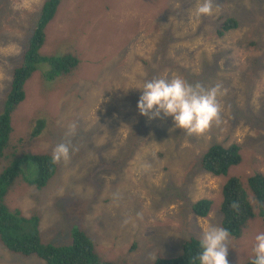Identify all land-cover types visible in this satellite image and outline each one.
I'll list each match as a JSON object with an SVG mask.
<instances>
[{
    "label": "rangeland",
    "instance_id": "obj_1",
    "mask_svg": "<svg viewBox=\"0 0 264 264\" xmlns=\"http://www.w3.org/2000/svg\"><path fill=\"white\" fill-rule=\"evenodd\" d=\"M45 0H0V112L12 73L23 58ZM196 0H62L46 28L44 55L74 53L79 65L49 81L35 71L12 114L10 144L0 171L26 153L68 144L70 158L39 189L18 178L6 197L11 209L40 216L43 240L72 243L75 227L115 264H151L181 253L182 244L222 227V187L231 176L264 174V0H213L197 19ZM239 25L220 34L224 17ZM41 68L46 63L40 65ZM180 76L205 88L220 85L221 123L189 136L171 117L150 119L137 104L145 80ZM44 121L41 133L33 131ZM75 131L69 135V127ZM214 143L241 146L242 161L227 176L201 167ZM26 162L23 163L25 167ZM250 193V192H249ZM208 198L207 216L194 202ZM255 215L229 239V264L253 258L264 218ZM0 264H47L10 252Z\"/></svg>",
    "mask_w": 264,
    "mask_h": 264
},
{
    "label": "trees",
    "instance_id": "obj_2",
    "mask_svg": "<svg viewBox=\"0 0 264 264\" xmlns=\"http://www.w3.org/2000/svg\"><path fill=\"white\" fill-rule=\"evenodd\" d=\"M62 0H45L34 30L31 32L21 63L12 73L10 90L0 112V161L5 155L13 132L12 114L25 99V84L33 73L40 69L46 80L69 75L79 65V58L72 52L61 55H44L41 49L46 41L47 25L55 17ZM219 33L239 25L236 17H224ZM46 63L44 68L41 64ZM44 121H37L33 133H41ZM242 161L241 146L233 143L225 146L212 144L201 159V167L215 176H227L232 166ZM26 162L25 167L22 166ZM58 163L52 162L51 153H26L12 158L0 171V241L12 253L25 257L37 256L47 264H115L105 260L96 250L94 238L84 229L75 227L72 243L58 245L42 239L39 226L40 216L34 213L25 216L19 209H11L6 197L13 183L21 178L31 186L41 189L56 174ZM229 177L222 187V227L231 236L241 235L242 227L255 215V207L250 201L252 196L260 215L264 218V174L256 172L246 179ZM250 192V193H249ZM212 200L200 199L193 203L192 210L201 217L208 215ZM200 251L199 239L191 237L183 242L181 253L175 257H158L151 264H198L195 257ZM252 259L245 264H252Z\"/></svg>",
    "mask_w": 264,
    "mask_h": 264
},
{
    "label": "clouds",
    "instance_id": "obj_3",
    "mask_svg": "<svg viewBox=\"0 0 264 264\" xmlns=\"http://www.w3.org/2000/svg\"><path fill=\"white\" fill-rule=\"evenodd\" d=\"M213 13V0H196L193 15L199 19ZM138 100V110L150 119L161 115L171 117L174 126L189 136L204 134L213 124L221 123V105L218 100L220 85L205 88L201 83H190L180 76L145 80ZM75 125L69 127V135ZM70 158L68 144L60 143L52 151L54 164ZM231 233L224 227L212 226L199 238L200 251L195 257L198 264H229V239ZM252 264H264V232L255 235Z\"/></svg>",
    "mask_w": 264,
    "mask_h": 264
}]
</instances>
